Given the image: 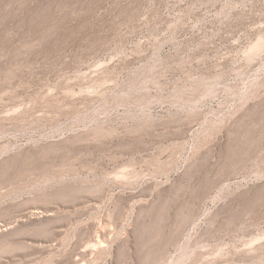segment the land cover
Segmentation results:
<instances>
[{"label": "rangeland", "instance_id": "obj_1", "mask_svg": "<svg viewBox=\"0 0 264 264\" xmlns=\"http://www.w3.org/2000/svg\"><path fill=\"white\" fill-rule=\"evenodd\" d=\"M0 264H264V0H0Z\"/></svg>", "mask_w": 264, "mask_h": 264}]
</instances>
